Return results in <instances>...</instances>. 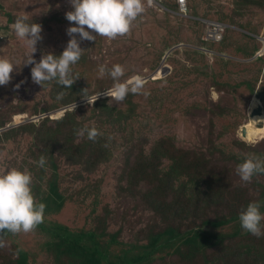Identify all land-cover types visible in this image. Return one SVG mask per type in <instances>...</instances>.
I'll return each instance as SVG.
<instances>
[{
  "label": "rangeland",
  "instance_id": "374dc122",
  "mask_svg": "<svg viewBox=\"0 0 264 264\" xmlns=\"http://www.w3.org/2000/svg\"><path fill=\"white\" fill-rule=\"evenodd\" d=\"M37 1L0 0V52L5 49L6 56H11L12 52L18 53L19 50L18 39H6L14 32L8 29L9 26H3L8 24L6 18L9 17L13 24L18 17L26 15L27 23L39 24L43 31L48 21L59 16L61 10L58 9L57 12L56 0L51 1L52 9L47 2L37 5ZM157 1L159 0H151L150 4L147 2L154 8L148 11L149 19L143 17L144 14L141 15L128 34L107 41L101 60L109 69L116 64L125 68L121 82L135 75L143 77V91L151 99L150 103L145 98L142 101L151 111L156 103L162 107L153 116H159L158 121L162 120V126L154 130L146 129L145 133H142L143 127L134 126L124 133L110 134L108 164H103L104 153L100 158H92L90 164L84 166V157L88 154L90 145L87 133L84 136L76 134L82 129L74 119L78 118L77 113H68L66 116L64 109L67 108L57 114L53 113L64 100L71 102L70 95L83 96L80 88L76 92L63 93L62 98L57 99L61 91L51 90L48 82H44L42 87L35 84L31 79V68L34 65L24 64L23 59L14 62L18 69L16 73H11L12 81L20 85L23 95L10 94L6 90L9 89V84L0 86V128L11 123L12 118L18 123L25 117L44 115L40 99L49 98L47 100L53 104V110L46 112L53 113L50 117L46 115L34 123H22V120V124L0 133V172L11 168L28 170L32 176L34 197L40 200L47 196L53 207H62L57 215H50L47 221L69 226L73 233L80 230L95 231L98 235L118 233L120 241L141 245L146 243V232L141 228L143 225H139L138 216L148 209L162 208L169 211L172 218L176 217L177 227L182 223V230L189 229L192 224L199 225L210 217L217 219L233 215L237 209L231 208L227 201L232 196L227 195L222 200L217 187L218 192L215 194L213 187L207 186L203 181L206 180L204 175L207 173H211L214 179L220 175L219 172L208 170L209 163L223 165L224 157L225 161L236 158L233 162L236 165L248 154L264 158V124L256 123L251 116L252 100L257 97L252 95L264 93V68L250 64L256 58L249 50L251 46L247 42L248 35L238 31L242 28L250 35L259 31V38L264 37V0H240L246 6L242 27L234 22L243 8L237 0H193L201 15L182 16L185 19L176 21L172 26L168 17L161 16L162 10L166 8ZM66 2L69 4V0ZM233 3L235 6L231 8ZM158 5L162 6L161 10H158ZM36 12L40 15H36ZM170 12L178 15L174 9ZM192 19L200 21L199 32L197 24L193 23L191 28L200 36L205 20L224 25L226 29L223 41L210 47L200 44L199 38H188L191 34L184 33L182 29ZM248 25H253L252 29H248ZM51 28L53 25L48 29ZM37 43L43 47L48 45L44 39ZM102 44L100 40L98 47ZM261 64L264 65V62ZM78 71L88 72L89 69L80 68ZM150 75L152 79L148 80L160 81L148 82L146 78ZM99 81H107L104 84L109 83L111 87L114 83L107 74L94 79L96 83ZM155 91H159V96L155 95ZM243 91H246L248 97L251 96L247 104L242 99L238 100V95ZM125 101L117 102L109 98L94 107L83 106L86 112H79L90 118L106 119L109 116L106 117L105 114L115 107L118 109L127 105L129 108L130 104L124 103ZM25 102H32L34 106L28 110ZM261 104L264 109V99ZM148 111L147 108L143 109L131 120L133 123L143 121ZM21 113L27 116L20 115ZM128 115L130 116L129 112ZM248 127L260 130L261 133L250 140L244 134ZM181 138L184 140L182 143ZM186 143L200 150L190 155L191 159H198V163L186 164L184 178L170 179L169 172L175 158L181 159L176 154L180 152L176 146L185 148ZM226 152L231 154L227 155ZM41 156L46 159L44 167L38 165ZM236 167L237 165L230 175L234 183L238 178ZM194 173L202 174H196L195 180H192ZM246 184L257 189L254 199L264 207V173L255 174L252 181ZM53 186L59 196L53 194ZM137 196L143 198L140 200V214L139 205L134 206ZM224 233L233 234L234 230L228 229ZM5 236L2 238L4 246L0 247V264H13L18 257V249L27 251L28 264H60L57 254H63L65 260L72 261L80 252L75 242L67 247L66 239L41 229L30 233L9 232ZM244 237L245 243L255 245L260 252L261 245L264 246L262 237L255 238L256 242L247 235ZM84 242L85 239L80 245ZM212 249L222 250L220 246ZM223 259L225 262L231 261L225 255ZM81 260H85V256L77 264ZM244 263L245 260L239 262ZM144 264L151 263L145 261ZM247 264L264 263L256 259Z\"/></svg>",
  "mask_w": 264,
  "mask_h": 264
},
{
  "label": "trees",
  "instance_id": "16d2710c",
  "mask_svg": "<svg viewBox=\"0 0 264 264\" xmlns=\"http://www.w3.org/2000/svg\"><path fill=\"white\" fill-rule=\"evenodd\" d=\"M51 1L52 0H38L37 5L40 4H47L49 5V8L51 7ZM56 6H57V12L58 9L61 10V12L58 13V17L54 20L48 21L44 25V30L41 32V36L43 39L47 40L48 45L46 46H40L38 43L36 45V52L33 53V59L36 62H39L42 55L45 54H53L55 56H59L63 50L65 49L70 37L66 34V29L68 27L76 26L74 23H70L65 18V13L68 11H72L73 9L70 7V3L68 4L67 0H56ZM222 1V0H221ZM226 2V0H223ZM148 0H143L145 11L141 14L147 17L149 19L148 11L154 10L152 7L153 5H149ZM161 5H163L166 9L162 10L161 16H166L170 20V25L174 24L178 20L185 19L181 15H179L177 12L179 11V5L177 3V0H162L160 1ZM237 3L240 6H243L242 10L240 11L239 18H235L234 22L242 27L244 26V7L245 4H243L240 0H237ZM255 4V3H254ZM220 5H223L222 2H220ZM234 8L235 3L232 4ZM158 10H161V6H157ZM1 8V7H0ZM188 8L190 10L191 14L201 15V11L197 10L193 0H188ZM71 9V10H70ZM171 9H174L178 15L172 14L170 11ZM193 9H195L193 11ZM49 12V11H48ZM47 12V13H48ZM38 16L40 15L39 12L35 13ZM140 15V16H141ZM140 16L137 17V19L133 22L136 24V22L139 20ZM38 19H40L38 17ZM8 24L3 25L5 28H8L12 32V20L8 17L6 18ZM154 21L153 19H150ZM155 22V21H154ZM199 20H193L192 22L184 27L182 31L186 34H191L188 36V38H199V43L206 45V46H212V45H218V43H203L200 40V35H198V32L200 31L199 26ZM197 24L199 29L196 33L194 30H192V24ZM51 25H53V28L48 29ZM252 26L248 25V29H252ZM205 30V24L203 23V28L201 32L203 33ZM49 33V35L47 34ZM201 33V34H202ZM14 34V35H13ZM93 35H96L95 33H92ZM259 31L254 32V35H248L247 42L250 44L251 49V55H256L259 53V51L264 47V41L258 37ZM196 37V38H195ZM10 38H16V35L14 32H12L11 36L6 38L8 41L13 40ZM77 39H79V36H77ZM15 40V39H14ZM19 40V39H18ZM100 40L103 42L101 47H98V43ZM109 39L101 36H97L96 40L94 41H81L80 47L84 50L81 59L75 64L72 65V79L75 81L70 88H67L65 86H61L57 83L56 80H52L48 82L51 90L53 91H61L63 93H71L76 92L78 88L82 90L84 93L83 96H73L70 95L69 98L71 102H67V100H64L63 103H60L59 107H57L55 110L63 108L65 106L71 105V103H76L78 101H81L84 99L85 95L91 96L97 93H103L107 91L109 88H111V85L109 83L104 84L107 81L104 82H94V79L99 77L98 68L101 65L106 66L108 69L109 67L101 60V57L104 56V51L107 46V41ZM197 40V39H196ZM16 43L15 41H13ZM19 50L18 53L12 52L11 56H6L5 49L0 52V55H3L4 57L9 58L12 60V62H16V60L23 59L25 62L28 55H30V49H28L24 42L22 40H19ZM220 44V43H219ZM9 47V46H8ZM7 47V49H8ZM26 50V51H25ZM8 51V50H7ZM15 54H18V56H14ZM24 56L21 58V56ZM88 59V60H87ZM22 61V60H21ZM257 62V64H255ZM264 62V54H261L259 57L256 58V61L253 63L250 62L253 66H262V69L264 68V65L261 63ZM248 64V63H247ZM245 64V65H247ZM248 66H251V65ZM15 65V64H14ZM89 69L88 72L81 71L79 72L78 69L82 68ZM16 67H14L13 73L17 72ZM107 74V73H106ZM108 75V74H107ZM153 83L160 81L158 80H150ZM149 82V81H148ZM147 82V83H148ZM9 84V90L8 92L10 94H19L20 96L23 95V90L19 87L17 88V83L15 81L10 80ZM86 89V92L84 90ZM253 91V90H252ZM244 93H241L238 95V100L242 99L247 102L250 100L251 96L248 97L246 95V91H243ZM87 93V94H86ZM144 91L142 90L139 93L133 94L129 92V96L125 98L126 104H130L129 108L127 105H124V107H119L118 109H115L113 111L108 112V114H105L106 117L109 116V118L106 119H100V117L90 118L88 116L81 115L80 110H83V113H85V108L83 106H92L94 107L95 104L103 103L106 99H109V97L106 98H99L94 104L86 103V105L78 106L74 109V111L67 110L65 112L66 116L67 114H73L77 113L78 118L74 117L77 124L81 126L82 128H92L95 127L97 131L100 133L98 137L95 138V140L88 139L90 149L87 152L86 156L84 157V166L90 164V161L92 158H100L104 153L105 157L103 159V164H108L107 159L109 157V150L111 146V139L109 138L110 134H115V132L124 133L127 131L128 128H134V126L142 128V133L146 132V129H153L158 128L162 126V120L160 119L158 121L159 116L153 117L155 114H157L160 109L162 108L159 104H155L152 107V111L149 106H147L142 100L148 101L151 99L149 95H144ZM155 95L159 96V91H155ZM247 96V98H244ZM49 99V98H47ZM44 98L40 99L42 100L40 104V108L45 111H52L53 110V104H50L49 101ZM44 101V102H43ZM73 103V104H74ZM25 106L28 110L34 106L32 102L28 103L25 102ZM147 108L149 111L147 112V116L144 118L143 121H138L136 123H133V120L131 118H136L138 115V112L143 111V109ZM128 112L130 113V116L128 115ZM64 116V117H66ZM252 116V115H251ZM153 117V118H152ZM100 119V120H99ZM254 119V118H253ZM34 123V122H33ZM7 124V123H6ZM118 127H120L118 130H116ZM247 127V126H243ZM2 137V134H0V138ZM243 141V140H242ZM247 141V140H245ZM74 142V140H72ZM184 142V140L181 138L180 143ZM249 142V141H247ZM190 144V142H187ZM186 143V147L183 148L182 146H176L180 152L176 153L177 155L181 156L180 158H175V162L173 166L170 169L169 177L170 179L180 177L184 178L186 173V164H194L198 163V159H191L190 155L194 151H200L195 149L193 145H188ZM76 144V143H75ZM199 147V146H198ZM225 154H231L230 152H226ZM185 158V159H184ZM244 161V158H242ZM237 163L236 165L242 163L241 161ZM185 160V161H184ZM236 160L233 159L232 161H225L224 157L222 160L223 165L210 162L209 163V169L211 171L219 172V177L217 179H214L213 175L211 173H207V175H204L206 180H203L207 183V186H212L213 190L217 194V189L220 191L219 196L223 200L227 195L232 196L231 199L229 198L227 201L229 202V205L231 208H235L237 210L234 211L233 215H226L224 218L218 217L217 219L214 218H208V220L202 222L199 225L192 224L189 226V229L182 230V223L178 224L179 227L176 226V217L172 214L164 210L162 208L157 209H148L144 211L142 214H140V196H137V198L134 201V206L139 205L138 213L140 214L139 217V225L141 228H143L146 232V238L145 242L141 245L139 243H125L119 240V234L118 233H106L104 235H98L95 231H85L80 230L76 231V233H73L69 226L62 225L58 222L54 221H47V218L54 214L57 215V212L62 209L60 206L53 207L51 205L50 200L47 198V196L42 197L40 200L38 198H35L37 203H43L46 205L45 212H44V220L43 223L37 226V230L47 231L52 233L55 236H61L65 240V245L68 247L71 242H75L77 244L79 253L76 255L72 261L69 259H66L71 262V264H77L78 260L85 256V260L79 261L78 264H101L102 262L105 264H144L145 261L150 262L151 264H154L155 262L157 264H239L240 261L245 260L244 264L250 263L253 260L256 259L264 263V246L261 245L260 252L256 249L255 245L245 243L244 236H249L253 242H256L257 238L256 236L246 233L240 226L239 222V214L242 211V208L245 209V207L253 201H256L254 199L255 192L257 189L252 188L250 185H247V182H244L241 180V178L237 175L238 178L236 179L235 183L231 179V174L234 172V167L236 166L233 162ZM184 161V162H183ZM201 175L202 173H194L192 180H195V175ZM242 181V182H241ZM252 181V179H251ZM217 187V189H216ZM52 191L54 192V195H57V189L55 186L52 187ZM212 197V196H210ZM147 199V198H144ZM133 206V207H134ZM114 207H117L116 205ZM144 207V206H143ZM118 208V207H117ZM241 208V209H240ZM260 211L264 213V207H261ZM262 226H264V221L261 222ZM138 225V224H136ZM235 227V229H234ZM228 229H233L234 233L227 234L224 233V231ZM9 234L7 230L0 231V241H2L3 237H6L5 235ZM102 234V233H101ZM264 240V235L261 236ZM259 237V239L261 238ZM85 239V242L83 245H80V242ZM226 243L224 244V242ZM101 242H103L101 244ZM229 243V244H228ZM228 244V245H227ZM221 247V251H214L212 248L214 247ZM223 246V247H222ZM18 253V257L16 260H14L13 264H28L29 262V254L27 251H24V249H18L16 250ZM57 254V252H56ZM221 254H224L226 258H229L231 261L225 262L223 259V256ZM254 255V257H253ZM57 258L60 262V264H67V261L65 260V256H61V254H57ZM253 257V258H250ZM234 262V263H233Z\"/></svg>",
  "mask_w": 264,
  "mask_h": 264
},
{
  "label": "clouds",
  "instance_id": "9594fccd",
  "mask_svg": "<svg viewBox=\"0 0 264 264\" xmlns=\"http://www.w3.org/2000/svg\"><path fill=\"white\" fill-rule=\"evenodd\" d=\"M160 1L162 0L157 1V3ZM148 2L150 4L151 0H148ZM69 3L73 10L65 13V18L76 26L66 29V34L70 39L59 56L50 53L45 54L41 56L39 62H36L33 59V53L36 52L37 42L43 39L41 36L42 26L36 23H27L28 17L26 15L18 17L11 25L16 37L22 40L25 46L31 50L24 64L34 65L31 68V79L41 87L44 82L56 80L59 85L70 88L75 82L72 79L71 66L81 59L84 52L80 47L81 41H94L97 36L105 37L109 40H114L118 36H124L130 32L133 22L137 17L145 11L143 0H69ZM177 3L179 5L177 13L181 16L189 17L191 13L188 8V0H185V8L180 6V0H177ZM163 8L165 7L163 6ZM188 14L189 16H187ZM203 23L205 24V30L201 34L200 40L203 43H221L224 39L226 28H224L220 38H207L206 33L209 26L217 22L205 20ZM238 31L250 35L245 29L240 28ZM77 36H79V39H77ZM260 39L264 41V37ZM44 40L47 41L46 39ZM261 54H264V47L255 55V58ZM14 67L15 65L12 60L0 55V86H5L10 82ZM98 72L101 77L106 73L110 75L114 81L112 87L103 93L91 96L85 95L83 100L63 108L70 107L67 110H71L72 108L74 111L79 105L83 106V103L94 104L97 99L106 97L117 102H122L129 92L133 94L140 93L145 86V81L140 75H135L121 82L120 78L124 76L125 68L120 64L113 65L111 69L101 65L98 68ZM148 78L152 79L151 75ZM146 80L150 81L147 78ZM19 86L16 85L17 88ZM84 92H86V89ZM143 94L148 95L147 92ZM257 94H253L252 96H256ZM62 96L63 92L58 94L57 99L62 98ZM63 108L57 109L53 113L57 114ZM53 113L45 112L47 117H50ZM20 115L24 114L21 113ZM24 116L27 115L25 114ZM41 116L33 117L38 118L34 121L43 118ZM27 119H32V117H25L22 119L23 121L21 120L22 123H26ZM21 121L16 123L12 118L11 123H7L4 127L0 128V133L22 124L20 123ZM34 121L28 122L33 123ZM12 123H16V125L10 127ZM85 133H87L88 139L91 140H95L100 135L95 127L82 128L76 134L77 136H84ZM45 164L46 159L41 156L38 165L39 167H44ZM236 173L242 181L250 182L255 174L264 173V158L255 154H248L244 161L237 165ZM31 184L32 176L26 169L21 171L17 168H11L0 172V231L7 230L12 234H19L21 232L30 233L43 223L46 205L36 202ZM261 207V202L253 201L239 214L241 228L246 233H250L257 238L264 235V226L261 224L264 221V213L260 211ZM3 246V242L0 241V247Z\"/></svg>",
  "mask_w": 264,
  "mask_h": 264
},
{
  "label": "bare ground",
  "instance_id": "6f19581e",
  "mask_svg": "<svg viewBox=\"0 0 264 264\" xmlns=\"http://www.w3.org/2000/svg\"><path fill=\"white\" fill-rule=\"evenodd\" d=\"M261 101L262 100H260L259 97H254V99L252 100V104H251V112H252V119L254 118L253 120L256 123L264 124V109L262 108ZM255 111H257L258 113L253 115V112H255ZM253 125H254V123H253ZM259 133H261L260 130L250 128V127H248L245 130V135L250 140L255 139Z\"/></svg>",
  "mask_w": 264,
  "mask_h": 264
},
{
  "label": "built area",
  "instance_id": "2783aa9c",
  "mask_svg": "<svg viewBox=\"0 0 264 264\" xmlns=\"http://www.w3.org/2000/svg\"><path fill=\"white\" fill-rule=\"evenodd\" d=\"M180 6L185 8V0H180ZM183 10V9H182ZM224 31V27L221 24L213 23V25L209 26L206 37L207 38H220L221 34Z\"/></svg>",
  "mask_w": 264,
  "mask_h": 264
},
{
  "label": "water",
  "instance_id": "95a60500",
  "mask_svg": "<svg viewBox=\"0 0 264 264\" xmlns=\"http://www.w3.org/2000/svg\"><path fill=\"white\" fill-rule=\"evenodd\" d=\"M147 79H149V78H147ZM257 97H259L261 100H263L264 99V94L263 93H261V92H259L257 95H256ZM67 109L68 108H70V107H66ZM67 109H64V110H67ZM258 112L257 111H255V112H253V115L254 114H257ZM47 114H45V115H43V116H41V117H44V116H46ZM36 119H38V118H32V119H27L25 122H28V121H34V120H36ZM16 125V123H12L11 125H10V127H13V126H15ZM245 134V133H244Z\"/></svg>",
  "mask_w": 264,
  "mask_h": 264
}]
</instances>
